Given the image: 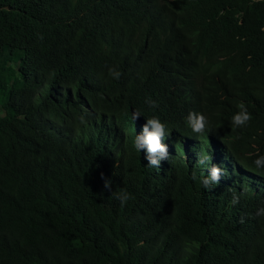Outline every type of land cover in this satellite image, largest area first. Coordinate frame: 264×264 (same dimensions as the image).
<instances>
[{
	"label": "trees",
	"instance_id": "1",
	"mask_svg": "<svg viewBox=\"0 0 264 264\" xmlns=\"http://www.w3.org/2000/svg\"><path fill=\"white\" fill-rule=\"evenodd\" d=\"M0 264H264V0H0Z\"/></svg>",
	"mask_w": 264,
	"mask_h": 264
},
{
	"label": "clouds",
	"instance_id": "2",
	"mask_svg": "<svg viewBox=\"0 0 264 264\" xmlns=\"http://www.w3.org/2000/svg\"><path fill=\"white\" fill-rule=\"evenodd\" d=\"M109 74L112 75L114 78L119 79L121 76V73L116 71L114 74L112 73V70L109 69ZM151 106L155 107V103L151 102ZM240 109L244 110L239 115H235L233 117V121L235 123H243V121L250 120L251 116L247 113V110L245 109L243 104L239 105ZM139 116L138 112H134L132 114L133 120H137ZM192 113L189 114L190 120H191ZM84 118L81 117V123H84ZM148 124L152 125L154 128V131L152 133L147 132V126L144 128L145 136L143 137H136L135 140V147L140 150L143 147H147L149 155L146 157L148 160V165L159 167V161L157 159H154L153 156L155 154L159 153V156L161 159L167 158V148L166 146L161 144V137L164 135V128L165 126L159 121L158 118H152L148 119ZM206 124V119L203 115H198L196 119L191 120V127L194 132H203ZM255 163L258 165L260 162L255 161ZM220 172V169L217 167H213L212 169V178L216 179L218 176V173ZM101 178L104 179L103 174H101ZM193 178L195 179V175H193ZM204 186H207V181L205 180ZM110 181L105 180L104 187L109 188ZM117 198L121 202V206L123 207L124 204L127 202V200L130 198L129 194L126 191H122L120 194H118ZM235 203V201H233Z\"/></svg>",
	"mask_w": 264,
	"mask_h": 264
}]
</instances>
